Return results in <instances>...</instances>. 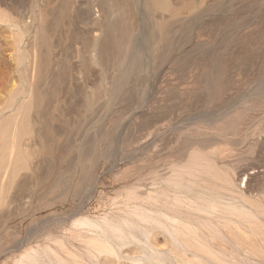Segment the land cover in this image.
<instances>
[{"label": "bare ground", "instance_id": "6f19581e", "mask_svg": "<svg viewBox=\"0 0 264 264\" xmlns=\"http://www.w3.org/2000/svg\"><path fill=\"white\" fill-rule=\"evenodd\" d=\"M0 264H264V0H0Z\"/></svg>", "mask_w": 264, "mask_h": 264}, {"label": "rangeland", "instance_id": "374dc122", "mask_svg": "<svg viewBox=\"0 0 264 264\" xmlns=\"http://www.w3.org/2000/svg\"><path fill=\"white\" fill-rule=\"evenodd\" d=\"M147 151L148 150L139 152L137 155H135V157L133 158V160H131V159L122 160L120 162V164L118 163L115 166V168H112L111 170L105 169L104 170L105 172L103 171V173L99 175L100 187L103 184V186H104L103 189L106 192H109L110 194L111 193H114L117 188H121L123 186L131 185V184L141 183L143 187H148L147 185H145L144 181L141 178L144 175V173L146 171H148V169L150 168L149 166L145 165V164H147V162H148L147 160H148V158L150 156V153H148ZM169 155H166L164 157L165 159L163 158V161H162L163 167H166V165L173 159V157H172L173 155H171V154H169ZM145 159H147V160H146L145 163H143L145 161ZM139 162L140 163L142 162L143 165L140 167L141 169L137 171L135 168H136V166H138L140 164ZM135 163H138V164H135ZM133 164H135V165H133ZM123 169H124V171H122ZM134 169L136 170V173H135V170ZM137 169H138V167H137ZM130 171H131V174H129ZM133 171H134V173H133ZM118 172L121 173V175ZM124 175H125V179L123 178ZM126 175H127V177H126ZM128 175H129V177H128ZM115 178H117V180ZM113 189H114V191H112ZM256 195H259V193H257ZM58 200H60L61 203ZM48 201H51V204L53 206L52 205L43 206L44 208L40 210V214H42V215H49L51 213L50 215H52L51 217H53L54 215H58L59 212H63L67 208L69 209L71 207L70 206V199L67 200L68 202L67 201L66 202H62L63 199H55V200H53L52 198H50V200L43 199V198H39L38 199L39 204H45L46 205L48 203ZM53 201H55V202L53 203ZM55 204H56V206H55Z\"/></svg>", "mask_w": 264, "mask_h": 264}]
</instances>
